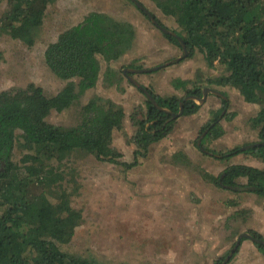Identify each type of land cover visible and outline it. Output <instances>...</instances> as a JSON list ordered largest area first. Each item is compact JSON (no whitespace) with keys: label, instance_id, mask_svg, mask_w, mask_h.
Masks as SVG:
<instances>
[{"label":"rangeland","instance_id":"374dc122","mask_svg":"<svg viewBox=\"0 0 264 264\" xmlns=\"http://www.w3.org/2000/svg\"><path fill=\"white\" fill-rule=\"evenodd\" d=\"M139 1L167 29H180L175 18L164 15L155 1ZM7 7L8 0H0V103L22 101L38 88L45 97L63 89L67 82L48 69L44 52L60 33L90 13L132 23L136 29L132 49L119 59L99 55L101 72L93 87L81 91L76 78L75 101L63 110H49L35 121L43 129L70 130L93 117L88 104L94 98L107 106H121L125 112L122 123L102 138V144L119 153V160L132 161L137 156L140 162L124 170L87 149L67 154L64 178L55 188L59 201H66L69 212L79 216L73 234L60 242L69 257L87 264H215L221 258L224 261L248 230L264 236L258 229L264 223V198L242 186L220 188L206 178L219 175L227 162L262 166L251 154L240 153L226 162L208 153L243 148L258 140L250 118L260 105L246 101L237 87L217 82L229 74L223 64L209 67L198 51L181 60L182 47L133 0H56L48 6L33 46L2 29ZM133 67L143 71L133 74L128 69ZM177 79L189 80L188 89L196 85L206 88L207 97L198 101L201 108L197 113L175 117L166 136L149 143L144 151L142 124L149 97L135 82L162 96L183 97L187 89L177 88ZM210 124H218L222 134L206 137ZM203 141L208 152L201 149ZM23 155L17 148L14 158L17 161ZM240 182L246 183L245 179ZM245 249L240 257L234 253L227 264H238L245 255L249 259ZM260 252L263 258L254 264L263 261L264 252Z\"/></svg>","mask_w":264,"mask_h":264},{"label":"trees","instance_id":"16d2710c","mask_svg":"<svg viewBox=\"0 0 264 264\" xmlns=\"http://www.w3.org/2000/svg\"><path fill=\"white\" fill-rule=\"evenodd\" d=\"M55 1L8 0L2 29L33 46L46 10ZM153 1L164 15L174 17L180 28L166 35L182 47L181 60L198 51L209 67H215L216 62L223 64L229 74L217 82L237 87L246 101L260 105L250 118L252 128L258 130V140L251 143L255 145L208 152L203 141L201 149L226 162L240 153L259 158L262 166L227 162L219 175L208 174L206 178L220 188L236 190L242 186L264 198V0ZM135 40L132 23L92 12L60 33L44 52L48 69L67 82L63 89L45 97L38 88V96L34 93L22 101L0 103V264H87L69 257L60 247V242L73 234L79 216L69 212L66 201H59L55 185L64 178L62 167L67 154L79 148L93 151L100 160L121 165L124 170L140 165L137 156L132 161L119 160V153L102 144V138L121 125L125 112L121 106H107L102 99L94 98L88 104L93 117L82 127L50 130L35 121L49 110H63L75 101L76 78L81 91L96 84L101 72L99 55L119 59L132 49ZM174 82L177 88L187 89L186 95L162 96L148 89L153 99H149L142 124L144 151L149 143L166 136L175 118L173 113L182 109L183 115H192L201 108L198 101L203 97V87L188 89L189 80ZM207 129L206 137L214 139L222 134L218 124H210ZM17 148L24 155L16 161ZM242 179L246 183L240 182ZM248 233L264 240L256 230ZM256 245L264 252L263 242ZM222 262L223 258L215 264Z\"/></svg>","mask_w":264,"mask_h":264},{"label":"water","instance_id":"95a60500","mask_svg":"<svg viewBox=\"0 0 264 264\" xmlns=\"http://www.w3.org/2000/svg\"><path fill=\"white\" fill-rule=\"evenodd\" d=\"M135 3H136V5H138V7H140L151 19H152V21L159 27V28H161L163 31H165L166 33H169V34H175L172 30L170 31L169 29H167L166 27H163L162 25H160L158 22H157V20H156V18H155V16L152 14V12L151 11H149L139 0H133ZM184 45V44H183ZM184 50H185V55H187L188 54V52H187V50H186V48L184 47ZM131 70H134V71H136V72H141V71H143V70H135V69H131ZM147 70H153V69H147ZM132 78V77H131ZM135 82V81H134ZM136 83V85L140 88V89H142L145 93H146V95H148V97L150 98V99H153V97H152V95L148 92V90H146L145 89V87L144 86H142L141 84H139L138 82H135ZM207 93H208V90L205 88L204 89V94H203V97L201 98V100H205L206 99V97H207ZM219 93V92H218ZM180 115H183V110L181 109L180 110V112H178V113H173V116L174 117H177V116H180ZM253 145H255V144H252V145H250V146H253ZM248 237V238H251L253 241H256V242H263L264 243V240H259V239H256V238H254L253 236H251L249 233H245V234H242V235H240L239 236V238H238V240L236 241V243H235V245H234V247L231 249V251H230V253L227 255V257L224 259V261L222 262V264H227L229 261H230V259L232 258V256H233V254L235 253V251H236V249L238 248V246L240 245V243H241V239H242V237Z\"/></svg>","mask_w":264,"mask_h":264},{"label":"crops","instance_id":"0c3cea01","mask_svg":"<svg viewBox=\"0 0 264 264\" xmlns=\"http://www.w3.org/2000/svg\"><path fill=\"white\" fill-rule=\"evenodd\" d=\"M128 54V53H127ZM264 224V223H263ZM261 225V226H264V225ZM261 226L258 228L259 229V231H263L264 232V228H261ZM261 233V232H260ZM245 246H246V249H245V252H244V255L245 254H249V259H248V257L245 255L244 256V259H239L238 260V264H254V263H256V262H259L258 260H262V256H260V255H262V253L260 252V250L258 249V248H256V246L254 245V243H253V241L251 240V239H248V238H245L242 242H241V244H240V249H239V251H238V253H237V257L239 256H241V249H243V248H245ZM253 250H255V251H253ZM253 255V259H251V256ZM236 258V257H235ZM261 264H263L264 263V259H263V261L262 262H260ZM259 264V263H258Z\"/></svg>","mask_w":264,"mask_h":264},{"label":"flooded vegetation","instance_id":"af4514ba","mask_svg":"<svg viewBox=\"0 0 264 264\" xmlns=\"http://www.w3.org/2000/svg\"><path fill=\"white\" fill-rule=\"evenodd\" d=\"M130 71H131V73H133V74H136L137 72L136 71H134V70H131V69H135V70H141V69H139V68H128ZM130 76V75H129ZM150 99V98H149ZM246 233H248V232H246ZM245 237V236H244ZM244 237H242V239H241V242L244 240L243 238ZM245 238H248V237H245ZM248 239H251V238H248ZM238 240V239H237ZM252 240V239H251ZM253 241V240H252ZM253 243L256 245V241H253ZM241 244V243H240ZM257 246V245H256Z\"/></svg>","mask_w":264,"mask_h":264}]
</instances>
